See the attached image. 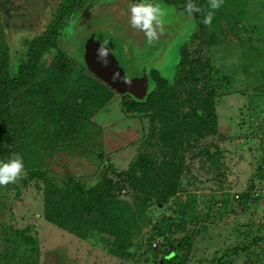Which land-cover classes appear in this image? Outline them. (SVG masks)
<instances>
[{
    "label": "rangeland",
    "instance_id": "374dc122",
    "mask_svg": "<svg viewBox=\"0 0 264 264\" xmlns=\"http://www.w3.org/2000/svg\"><path fill=\"white\" fill-rule=\"evenodd\" d=\"M59 2L0 0V16L15 68L23 61L24 40L50 25ZM96 3L63 27L57 41L59 51L93 73L99 44L104 38L115 42L124 58L126 78L144 77L148 89L153 87L145 97L146 104L167 92L159 85L152 86L150 70L172 82L184 45L194 61L191 71L195 72L193 84L186 89L167 86L179 104L171 123L180 121L184 125L191 118L194 122L196 103L187 92L194 90L204 97L206 90H212L217 99L216 132L198 138L187 136L183 129L181 145L171 150L159 139L161 123L153 118V111L147 109V115L134 117L142 104L111 89L114 97L90 120L93 126L88 129L90 144L86 151L103 162L104 174L112 185L111 197L120 203L129 223V260L109 253L113 238L108 234L86 231V236L78 237L47 222L44 186L34 180L23 187L0 186V264H158L169 245L157 252L146 246L154 228L168 215L173 225L168 240L190 239L176 264H217L223 251L263 238L264 178L257 177L247 193L245 211L238 206L258 164L263 162L264 0H223L210 26L202 23L201 13H194L198 16L194 18L162 0H152L150 3L167 13L164 31L152 44L147 43L142 31L131 26L128 0ZM208 5L209 0L201 7L204 13L211 10ZM205 64H210L211 73L204 71ZM133 140L134 146L130 145ZM216 150L221 151L218 156L205 153L214 154ZM136 157L139 169L130 175L128 166ZM169 162L183 169L178 180L180 197L158 203L156 190L146 184L158 181ZM180 202L185 209H178ZM261 249L255 245L242 254L229 255L223 262L264 264Z\"/></svg>",
    "mask_w": 264,
    "mask_h": 264
},
{
    "label": "trees",
    "instance_id": "16d2710c",
    "mask_svg": "<svg viewBox=\"0 0 264 264\" xmlns=\"http://www.w3.org/2000/svg\"><path fill=\"white\" fill-rule=\"evenodd\" d=\"M96 1L100 4L106 0H60L50 25L37 36L24 40L23 61L16 68L12 64L0 16V160H7L13 153H18L28 173L26 178L5 187H23L29 181H42L47 222L78 237L86 236L88 231H95L96 235L108 234L113 238L109 253L128 261L130 253L126 241L131 237L129 223L120 203L111 197L112 185L104 174L103 162L93 152L86 151L90 144L88 129L93 126L90 120L114 97L115 92L57 48L63 27L75 15L93 7ZM128 1L130 4L138 2ZM162 1L187 14L184 9L188 0ZM206 1L192 0L199 7ZM191 17L198 16L194 14ZM192 62L182 45L172 82L150 70L152 86L159 85L167 92L146 104V98L140 101L125 94L142 104L134 117L143 113L147 115V109L153 111V118L161 123L159 139L171 150L181 145L183 129L187 136L198 138L216 132L214 107L217 99L212 90H206L204 97L193 93L194 90L187 92L196 103L194 122L191 123L192 118L187 116L191 121L184 125L180 121L175 125L171 123L178 114L179 104L177 96L167 86L186 89L192 85L195 72L191 71ZM203 66L204 71L211 73L210 64ZM188 67L189 71L186 70ZM152 89H148L147 96ZM253 93L255 97L259 95L258 92H251V95ZM133 143L134 140L130 145L134 146ZM205 153L218 156L221 151ZM262 156L263 162L258 164L250 188L241 195L243 201L238 206L241 212L246 209L247 193L253 188L254 181L258 180L257 177L264 178V150ZM128 167V174L134 175L139 169L138 157ZM182 171L181 165L169 162L158 181L146 184L149 189L156 190L158 203L180 197L178 180ZM140 188H144L143 183H140ZM177 206L179 210L186 208L181 202ZM171 219L169 215L168 219L162 218L164 221L154 228V236L146 246L148 250L157 252L169 245L158 264H176L181 260L180 252L190 245L189 238L168 240L173 227L168 221ZM157 238L161 239V244L152 247ZM258 244L262 248L260 253L264 255V237L254 238L247 245L223 251L217 264H224L229 255L242 254Z\"/></svg>",
    "mask_w": 264,
    "mask_h": 264
},
{
    "label": "clouds",
    "instance_id": "9594fccd",
    "mask_svg": "<svg viewBox=\"0 0 264 264\" xmlns=\"http://www.w3.org/2000/svg\"><path fill=\"white\" fill-rule=\"evenodd\" d=\"M223 4V0H209V8L211 10L204 13L201 7L197 6L192 0H188L185 5V12L188 16L194 13L203 14L202 23L210 26L214 11L219 9ZM166 11L159 5L150 3L148 0H138V2L130 5V24L134 29L142 31L148 44H152L158 39L159 34L164 31V17ZM106 43L98 50V54L105 59L108 55ZM28 175L25 169L23 158L18 153H13L7 160H0V186H7L10 183H16L18 180L26 178Z\"/></svg>",
    "mask_w": 264,
    "mask_h": 264
},
{
    "label": "water",
    "instance_id": "95a60500",
    "mask_svg": "<svg viewBox=\"0 0 264 264\" xmlns=\"http://www.w3.org/2000/svg\"><path fill=\"white\" fill-rule=\"evenodd\" d=\"M105 37V35H103ZM106 37H108L106 35ZM110 38V37H108ZM97 47L94 53V72L95 76L101 77V80L108 85L109 88L115 90L120 95L129 94L137 100H144L148 93V82L144 77L127 79L124 58L122 57L120 48L113 41L105 39ZM106 43L108 55L105 59L98 54V50Z\"/></svg>",
    "mask_w": 264,
    "mask_h": 264
},
{
    "label": "built area",
    "instance_id": "2783aa9c",
    "mask_svg": "<svg viewBox=\"0 0 264 264\" xmlns=\"http://www.w3.org/2000/svg\"><path fill=\"white\" fill-rule=\"evenodd\" d=\"M239 196L238 195H236L235 196V198L237 199ZM161 239H159V238H157L156 240H155V242L153 243V247H156L158 244H161Z\"/></svg>",
    "mask_w": 264,
    "mask_h": 264
}]
</instances>
